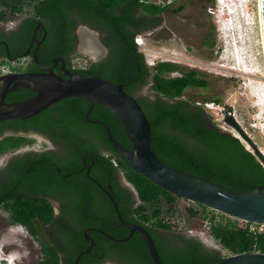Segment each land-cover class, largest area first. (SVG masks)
<instances>
[{
    "label": "trees",
    "instance_id": "16d2710c",
    "mask_svg": "<svg viewBox=\"0 0 264 264\" xmlns=\"http://www.w3.org/2000/svg\"><path fill=\"white\" fill-rule=\"evenodd\" d=\"M160 13L159 6L144 0H0V22L23 18L15 33L1 34L0 39L7 42L11 56L20 54L28 45L35 24L41 22L47 29L42 47L47 50L48 59L56 56L66 59L76 53V39L71 35L73 29L81 24L98 31L109 51L107 57L98 63L88 61L85 68L72 66L70 70L85 77L98 76L123 85L143 108L152 132L151 148L162 163L234 192H246L264 185V167L250 149L238 138L220 131L212 122V116L206 113L204 104H196L190 97H184L188 89L208 88L206 77L196 70L181 71L173 64H159L151 69L144 63L134 39L145 29V16L157 17ZM158 21L157 18L152 20L154 24ZM209 45L213 46L214 42L211 40ZM178 71L181 76H169ZM146 86L150 94L143 96L140 92ZM213 102L220 103L217 99ZM227 110L231 112V108ZM87 115L91 121L107 125L115 140L131 150L114 115L96 103L91 108L80 98L60 101L28 119L0 122V135L3 130L18 128L50 134L53 123L63 136V154H69L60 158L61 155L50 152H28L12 158L1 173L0 202L5 201L0 207L8 213V225H21L29 235L45 238L41 242L42 259L38 264L73 263L82 247L89 245L84 237L89 226L109 236L96 231L88 234L97 247L91 253L105 252L102 260L95 264H102L104 259H114L120 264H153L138 233L124 242L110 239H123L129 231L119 226L110 200L97 183L112 195L126 223L144 226L152 235L164 264H209L223 259L218 251L205 250L197 239L187 240L181 233L173 231L167 217L185 216L177 206L180 198L133 170L108 141L102 126L88 121ZM47 120L52 122L44 123ZM32 142L24 136H5L0 140V154ZM85 154L95 160L90 176L97 183L92 182L84 171L71 173L68 177L59 175L77 172L80 168L76 165L80 166V157ZM119 173L133 187L134 193L117 184L115 176ZM59 191L69 200V208L57 218L45 196L56 198ZM84 194L91 196L99 206L100 219L93 224L82 215L86 201ZM196 207L200 210L191 207L185 210L187 219L205 218L208 209ZM221 220L224 223L213 224L209 235L225 251L230 255L257 252L264 255V232L249 233L238 227V220L225 215H221ZM49 226L54 232L50 237L45 230ZM154 228L166 232V236L154 233ZM90 259L84 254L80 264H89Z\"/></svg>",
    "mask_w": 264,
    "mask_h": 264
},
{
    "label": "rangeland",
    "instance_id": "374dc122",
    "mask_svg": "<svg viewBox=\"0 0 264 264\" xmlns=\"http://www.w3.org/2000/svg\"><path fill=\"white\" fill-rule=\"evenodd\" d=\"M236 2V0H212L204 10V18L198 13L201 6V3L198 2L197 6L190 8L191 12L183 17L185 26L181 30H177L175 40L164 41L143 37L144 46L148 53L154 56L153 59H176L181 62V65H176L181 71L196 70L200 76L206 77L209 82L208 88L188 89L185 91L184 97H190L192 102L204 104V107L206 100H210L207 104L211 108L205 111L212 116V122L220 131L238 138L245 144L239 135L223 121V115L228 112L227 108H231V113L234 114L238 123L264 154V58L258 21V0H247L248 14L244 33L237 32L240 34L238 36L234 31H231L233 36L230 37L225 33L218 32V29H221L219 19L222 17L223 7L235 5ZM239 24H243V19ZM89 31V35L85 39H81L88 44L86 48L98 44L99 50H101L97 33L93 30ZM80 35L82 34L80 33ZM211 40L214 42L213 46L209 45ZM227 41H229L228 44ZM229 43L235 44V49L231 50ZM91 55L93 56V54ZM90 60L91 57L86 49L79 50L73 57L72 66L85 68ZM177 75L174 72L169 76ZM260 91L262 92L261 98L255 100L256 93ZM140 94L149 95L148 86L141 89ZM214 99L220 103L214 104ZM253 123L255 128L252 127ZM256 126H259L260 129H257ZM37 148H39L38 142L35 145V149ZM128 188L132 190L130 186ZM177 201L179 211L185 216L174 214L167 217L173 226V231L184 236H195L206 242V246L210 249L220 252L222 257H228V253V256L223 253L218 243L202 230L200 217L198 219L186 218L185 210L187 208L191 207L198 211L200 208L187 200L178 199ZM164 210H166V206H164ZM7 221L8 213L0 209V261L6 260L4 264H38L42 259L41 242L45 238L39 236L37 239L29 235L28 230L24 227L8 225Z\"/></svg>",
    "mask_w": 264,
    "mask_h": 264
},
{
    "label": "water",
    "instance_id": "95a60500",
    "mask_svg": "<svg viewBox=\"0 0 264 264\" xmlns=\"http://www.w3.org/2000/svg\"><path fill=\"white\" fill-rule=\"evenodd\" d=\"M258 4L264 50V0H258ZM25 57L27 54L20 58ZM33 57L36 64L43 70L42 73L7 74L0 77V122L31 118L69 98L83 99L90 104L91 108L95 103L99 104L110 111L119 121L126 139L131 145V150L124 148L115 140L107 125L99 121H91L88 115L86 119L102 126L108 141L133 170L180 199L217 211L232 219L246 223L264 224V185L252 187L250 191L246 192H234L206 178L165 165L151 148L152 132L143 108L133 96L124 90L122 84H116L98 76L85 77L77 72L69 71L61 58L54 60L52 67L45 68L40 65L35 53ZM59 60L62 63L60 74L53 71ZM19 89L30 90L35 95L17 103L6 104L3 102V98L8 92H16ZM223 121L239 135L264 167L262 152L236 118L231 114H225ZM97 185L101 188L99 183ZM102 190L116 212L119 226L125 227L129 231L127 237L123 239H110L114 242H124L134 233H138L144 241L145 249L152 263L164 264L147 230L140 225L126 223L122 219L112 195L106 190ZM100 233L109 237L104 232ZM84 235L87 236V233ZM209 264H264V255L241 253Z\"/></svg>",
    "mask_w": 264,
    "mask_h": 264
},
{
    "label": "flooded vegetation",
    "instance_id": "af4514ba",
    "mask_svg": "<svg viewBox=\"0 0 264 264\" xmlns=\"http://www.w3.org/2000/svg\"><path fill=\"white\" fill-rule=\"evenodd\" d=\"M211 1L212 0H162L163 3L159 5V7L162 9V13H160L157 17L145 16V19L147 20V22L143 24V26H145V29L141 31L140 34L147 38L152 37L154 39H160L164 41L175 40L177 30H181L183 26H185V24H183V22H185V19L183 17L188 15L191 12L190 8L196 7L198 2L201 3L198 13L201 14L202 18H204L205 16L204 10ZM154 18H157L159 20L157 24H154V22H152ZM22 22H23V18H20V17L14 18L7 22H0V37H1V34H3L4 36H9L10 34L15 33V31H17V29L20 27ZM89 30H92V29H90L89 27L85 25H81V24H79L75 29L72 30L71 35L73 38L76 39V53L79 50H85L86 46H88V44L83 42L81 39L82 38L85 39L87 35H89L90 33ZM78 31L82 35H80ZM93 31L97 33V37L99 38L102 49L99 50L100 46L96 44L94 46L97 49V53L94 54L93 56L89 52L87 53L91 57L90 62L98 63V62L103 61L107 57L109 51L107 47L103 45L101 41L100 33L96 30H93ZM46 36H47L46 27L41 22H38L34 26V29L30 37V41L28 45L26 46L25 50L22 53L17 54L15 56L10 55L7 42L5 40L0 39V47H2L3 53H4L2 54V49H0V68L9 66V70L6 73H3L0 71V77L5 76L7 74L42 73L43 70L40 68V66L36 64L34 60V57H33L34 53L36 54L37 60L42 67L50 68L54 65V60L61 58L64 62L66 69L71 71L70 68L72 67V64H73V57L76 53L70 54L66 59L62 58L61 56H56V57L48 59L47 50L42 47L46 39ZM24 54H27V57L23 59L20 58ZM40 57L42 60L40 59ZM61 65H62L61 61L60 60L57 61V65L54 67L53 71L60 74ZM34 95H35L34 92L29 91L27 89H19L16 92H8L4 96L3 102L6 104L17 103V102L29 99L33 97ZM50 122L52 121L47 120L44 123L50 124ZM10 135L24 136V137L32 139L33 142L31 144L23 145L14 151L0 154V182L2 180V176H1L2 171L5 170V168L9 165L10 161L14 157L21 156L28 152H33L37 154L50 152L51 154H55L58 156L61 155L60 158L63 156L65 157L69 155L67 153L63 154L64 152L63 148H65L62 143L63 136L59 131H56V129L53 126V123L50 124V134H46V133H43L41 131H37L34 129H29L27 131L22 130V128L6 129L5 131L3 130V133L0 135V140L4 138L5 136H10ZM92 140L93 142L95 141V139H92ZM37 142L39 143V148L35 149V145ZM79 162H80L79 163L80 166L76 165L77 167L80 168L78 169L77 172L72 171L64 175L59 173V175L68 177L71 173L77 174L81 171H84L86 173V176L89 177V179L92 182L97 183V181L90 176V173L95 166L94 158L91 155L85 154V156L80 157ZM53 166L57 167L56 164H53ZM115 181L121 188L129 189L128 186H130L132 188V190L131 189L130 190L133 191L134 193L133 187L126 181L122 173H119L115 176ZM100 189H104V188L101 187ZM104 190L108 192L107 189H104ZM84 197L86 198V201L84 203V206L81 209L82 215L85 216L87 220L91 221V223L93 224V221H97L100 219L99 214L97 212V209L99 206L98 205L96 206V203H95L96 200L93 201L91 196L84 194ZM45 198L53 207L55 217L57 218L61 217L65 212H67L66 209L69 208L68 207L69 200L60 191L56 198L52 197L51 195H47L45 196ZM4 201L5 199L0 202V205L4 203ZM133 206L135 207L136 205H133ZM0 209L2 208L0 207ZM154 229H155L154 233L161 234L162 236L164 235L166 236V232H163L158 228H154ZM45 230H46V235L48 237L54 234L52 226H49ZM93 231L102 232L101 230L93 226H89L85 229L84 233H87V236L84 235V237L86 241L89 243V245L86 247H82V250H80L79 254L76 256V258L73 260V263L71 264H80L81 256H83L84 254L89 255V257L91 258L90 259L91 262H89V264H95L96 262L101 261L102 258L105 256L104 251H100V253L97 255L91 253L94 248H97L96 243L93 241L91 237L88 236V234ZM170 234H173V233H170ZM149 235L152 238V235L150 233ZM184 239H187V240L197 239L204 246L205 250H210V248L206 246L203 240L198 239L195 236L191 237L189 235L188 236L186 235L184 236ZM152 240L154 242L153 238ZM61 264H65L64 261H61ZM102 264H120V263H118L114 259H107V260L104 259Z\"/></svg>",
    "mask_w": 264,
    "mask_h": 264
},
{
    "label": "built area",
    "instance_id": "2783aa9c",
    "mask_svg": "<svg viewBox=\"0 0 264 264\" xmlns=\"http://www.w3.org/2000/svg\"><path fill=\"white\" fill-rule=\"evenodd\" d=\"M236 1H237L236 2V6H238L239 9H240L239 16L242 17L243 24H239L242 19H240V21L238 23L231 22L232 23L231 24V31H234L235 35L240 36V34H237V32L244 33L245 30H246L247 23H245V21H246V16L248 14L247 13L248 5H247V0H236ZM144 2L151 3V4H154L156 6H159L160 4L163 3L162 0H144ZM227 10L230 13L232 12V10H230L229 7H227ZM232 36H233V33L231 32V37ZM135 42H136L137 45L142 46L144 52L148 53V50L144 46V40H143V38L141 36H137L135 38ZM242 56H243V53H242ZM153 58H154L153 55H150L149 56L148 65L150 67L157 66L158 64H167V63L168 64H173V65H181V62L180 61H177L176 59H167V58H163L162 59V58H160L159 60H157V58H155V59H153ZM8 70H9V66H5V67L0 68V71L3 72V73H6ZM176 74H178L177 75L178 77L181 76V72L180 71L176 72ZM261 94H262L261 91L259 93L257 92L256 95H255V100L261 98ZM263 94H264V90H263ZM256 107H257V105H256ZM205 108L206 109H210L211 107H209V104L206 103L205 104ZM225 114H231V115L234 116V114L231 113V112H227ZM252 127L255 128V124L254 123L252 124ZM256 127H257V129L259 128V126H256ZM263 156H264V154H263ZM208 211H209V213L207 214V216H205V218H203L201 220V227H202V230L203 231L209 233V229H210V227L213 224H217L218 222H220V223H224V222H222V220H221V215H223V214H221V213H219L217 211H214V210H210V209H208ZM169 223L172 226L171 222H169ZM238 227L239 228H242V229H247L248 232L249 233H252V234H259V233H263L264 232V224L246 223L244 221L238 220ZM172 228H173V226H172ZM217 243H218L220 249H222V252L225 253V254H227L228 252L225 251L222 248L221 244L219 242H217ZM228 255H230V254L228 253Z\"/></svg>",
    "mask_w": 264,
    "mask_h": 264
},
{
    "label": "clouds",
    "instance_id": "9594fccd",
    "mask_svg": "<svg viewBox=\"0 0 264 264\" xmlns=\"http://www.w3.org/2000/svg\"><path fill=\"white\" fill-rule=\"evenodd\" d=\"M227 7H229V9L230 10H232V12L230 13L228 10H227ZM224 8V10L221 12V14H222V17L219 19V23H221V29H218V32H221L222 34H227L228 36H230L231 37V22H235V23H238L239 21H240V19H242V17H240L239 16V11H240V9H239V7L238 6H236V4L235 5H226V6H224L223 7ZM230 32V33H229ZM138 36H141L142 38L144 37V36H142V35H138ZM137 37V36H136ZM135 37V38H136ZM230 37H228V38H230ZM230 41V40H229ZM229 41H227V44H228V42ZM134 43H135V45H136V47H137V50L143 55V58H144V62H145V64H146V66L148 67V68H152V67H150L149 65H148V59H149V56L151 55L150 53H146V52H144V50H143V48H142V46H140V45H137L136 44V42H135V39H134ZM229 46H231V50H233V48L235 49V44H230L229 43ZM235 51V50H234ZM233 51V52H234ZM159 65V64H158ZM17 226H21V225H17ZM22 227V226H21ZM208 233V232H207ZM209 234V233H208ZM216 241V240H215ZM216 242H218V241H216ZM206 245H207V243L206 242H204ZM211 247V246H210ZM216 249V248H215ZM227 255V254H226ZM228 256V255H227ZM229 256H232V255H229ZM226 257V256H225ZM3 262V263H2ZM6 262V260H1L0 261V264H4Z\"/></svg>",
    "mask_w": 264,
    "mask_h": 264
},
{
    "label": "bare ground",
    "instance_id": "6f19581e",
    "mask_svg": "<svg viewBox=\"0 0 264 264\" xmlns=\"http://www.w3.org/2000/svg\"><path fill=\"white\" fill-rule=\"evenodd\" d=\"M258 10H259V4H258ZM259 21V23H260V20H258ZM261 41H262V38H261ZM262 43V42H261ZM97 49L94 47V46H91V47H87L86 48V51L87 52H89L90 54H96L97 53V51H96ZM263 58H264V50H263ZM235 135V134H234Z\"/></svg>",
    "mask_w": 264,
    "mask_h": 264
}]
</instances>
